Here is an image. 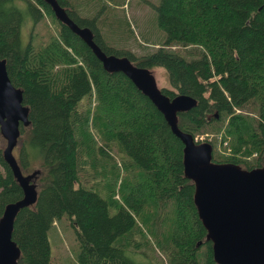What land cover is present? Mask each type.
Instances as JSON below:
<instances>
[{
  "label": "trees",
  "instance_id": "trees-1",
  "mask_svg": "<svg viewBox=\"0 0 264 264\" xmlns=\"http://www.w3.org/2000/svg\"><path fill=\"white\" fill-rule=\"evenodd\" d=\"M32 1L56 26L48 41L34 50L0 29V56L29 107L20 126L27 161L38 168L37 199L13 224L17 264H57L48 231L61 222L77 245L68 264H143L136 255L144 249L166 257L144 264H220L182 164L183 141L125 69L165 67L174 89L157 94L195 100L176 110L177 128L223 130L210 142L226 141L231 153L214 150L213 160L264 166V0H138L152 8L142 19L148 30L116 10L127 0ZM15 13L11 2L0 18ZM131 38L145 51L128 48ZM2 185L22 195L12 173Z\"/></svg>",
  "mask_w": 264,
  "mask_h": 264
},
{
  "label": "water",
  "instance_id": "water-1",
  "mask_svg": "<svg viewBox=\"0 0 264 264\" xmlns=\"http://www.w3.org/2000/svg\"><path fill=\"white\" fill-rule=\"evenodd\" d=\"M114 61L111 56L104 64ZM137 69L133 66L125 71L166 111L172 131L183 141L182 164L194 178L193 198L213 242L214 258L220 264H264V166L246 168L213 160L209 140L197 142L175 123L176 110L192 107L194 98L180 94L167 101L157 94L152 70ZM28 122L23 92L9 76L6 57L0 56V132L6 139L3 158L22 189V195L8 201L0 215V264H17L20 248L12 238L14 220L20 208L35 203L38 194L32 181L34 172L24 173L12 152L20 125Z\"/></svg>",
  "mask_w": 264,
  "mask_h": 264
},
{
  "label": "rangeland",
  "instance_id": "rangeland-1",
  "mask_svg": "<svg viewBox=\"0 0 264 264\" xmlns=\"http://www.w3.org/2000/svg\"><path fill=\"white\" fill-rule=\"evenodd\" d=\"M137 1L138 0H127L125 5H117L116 10H118V12L120 13H126L127 17H130L133 21H135L136 19V21L141 24L143 21V17H146L147 19L152 17V15H150L152 13V8L148 1H139L138 3H136ZM151 1L155 2L157 0ZM11 2L14 3V5L18 8V11H20V15H18V12L17 14L15 13V15H7V17L5 16L3 18H0V29L3 28V30L8 31L9 34H11V37L15 32L19 34V37H16L18 40L14 37V40L17 43L28 42L30 43L32 49L36 50L38 46L49 40L51 34H55V32L57 31L55 24L52 22L50 17L43 13L42 10L32 0H0V9H8L11 5ZM145 21L143 22L145 29H147V27H149V21H146V23ZM125 44L128 48H131L136 54H140L145 51V49H143L140 44L137 43V40H135L134 38H131L126 41ZM152 73L156 85L158 87H167L174 89L170 84L165 67L153 66ZM93 130L95 131L94 128ZM221 134H223V130H221V132L215 133L211 129H205L202 132H196L194 136L198 140L209 141H213V137H217L218 142L219 140H221ZM2 139L3 140L1 142V145L2 149H4V147L6 146V139L4 138V136H2ZM26 147V142L24 141L23 136L20 133L12 148V152L16 158H19V165L24 173L34 172L38 168L37 166L28 163L25 153ZM214 150L215 152L217 151V153L224 155H228L229 153H231V148L227 145L226 141H223V144L218 143L217 145H215L213 142V152ZM238 155H240L242 158H246V160H251V158H253L255 154L251 153L250 155H243L241 153ZM3 160L4 159L0 154V215L5 207V204L8 201L15 199L9 192L4 189L2 185L3 180L10 176L12 173L11 168L8 167ZM128 172L130 171H127V173ZM124 174L125 173L123 172L122 175ZM33 182L36 186V181ZM116 196L118 197L119 195L116 194ZM48 236L51 244L53 261L57 264H68L69 262H71V256L74 254L76 255L77 251V245L72 230L66 227L64 222H61L54 225V228L52 227L51 229H49ZM144 251V254L136 255V258L140 259L143 264L147 263L148 260H150V257H152V255L154 258H163L164 262L166 260V257L163 256L162 252L159 250L153 252L152 250L144 249Z\"/></svg>",
  "mask_w": 264,
  "mask_h": 264
},
{
  "label": "built area",
  "instance_id": "built-area-1",
  "mask_svg": "<svg viewBox=\"0 0 264 264\" xmlns=\"http://www.w3.org/2000/svg\"><path fill=\"white\" fill-rule=\"evenodd\" d=\"M194 140L197 141V142L204 141V140H198V139H196L195 136H194Z\"/></svg>",
  "mask_w": 264,
  "mask_h": 264
},
{
  "label": "bare ground",
  "instance_id": "bare-ground-1",
  "mask_svg": "<svg viewBox=\"0 0 264 264\" xmlns=\"http://www.w3.org/2000/svg\"><path fill=\"white\" fill-rule=\"evenodd\" d=\"M115 65V64H114ZM115 68H117L116 66H115ZM122 68V67H121Z\"/></svg>",
  "mask_w": 264,
  "mask_h": 264
},
{
  "label": "flooded vegetation",
  "instance_id": "flooded-vegetation-1",
  "mask_svg": "<svg viewBox=\"0 0 264 264\" xmlns=\"http://www.w3.org/2000/svg\"><path fill=\"white\" fill-rule=\"evenodd\" d=\"M26 173H28V172H26Z\"/></svg>",
  "mask_w": 264,
  "mask_h": 264
}]
</instances>
